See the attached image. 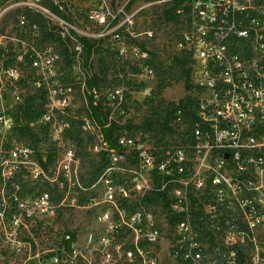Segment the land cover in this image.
Returning a JSON list of instances; mask_svg holds the SVG:
<instances>
[{"label": "built area", "instance_id": "obj_1", "mask_svg": "<svg viewBox=\"0 0 264 264\" xmlns=\"http://www.w3.org/2000/svg\"><path fill=\"white\" fill-rule=\"evenodd\" d=\"M48 1L51 7L44 0H20L29 11L59 19L71 32L61 29L58 35L63 41L73 35L82 51L70 21L52 8L64 13L62 4ZM176 14L179 47L190 59L196 85L195 104L188 108L194 120L172 101L177 107L171 125L182 133L177 144L170 133L153 139L145 130H116L111 145L104 127L113 121L98 119L89 108V95L98 102L96 87L88 89L89 114L76 122L80 135H67L75 122L65 118L70 93L55 75L60 54L41 39L0 34V52L8 40L19 41L25 48L19 60L37 73L32 87L23 88L20 66L0 58V96L11 92L17 106L0 113V138L9 131L18 137L0 154V239L58 241L36 254L31 242L24 250L19 243L10 252L13 264L20 254L26 264H84L90 247L93 259L109 264H158L154 248L167 233L177 264H264V0H183ZM19 23L37 29L24 17ZM134 24L129 15L123 23L129 34ZM144 34L154 36L151 29ZM120 53L154 72L147 48L123 42ZM34 94L44 101L42 114L17 121L13 113ZM23 125L31 133L36 126L46 145L37 148L31 133L19 132ZM79 145L97 159L89 177ZM82 218L89 224L83 235ZM194 223L206 231L205 242ZM22 226L24 232L18 231Z\"/></svg>", "mask_w": 264, "mask_h": 264}, {"label": "rangeland", "instance_id": "obj_2", "mask_svg": "<svg viewBox=\"0 0 264 264\" xmlns=\"http://www.w3.org/2000/svg\"><path fill=\"white\" fill-rule=\"evenodd\" d=\"M62 4V11L69 17L73 31L77 35L99 39L98 48L92 54L90 61L84 62L83 52L77 49L76 39L73 35L67 37L63 43L58 39H51L45 32L42 25H46L48 32L68 31L61 26L59 19L38 11H29L26 4L20 0H8L0 6L4 10L0 16V34L16 36L18 39L32 42L41 39L54 46L60 54V61L56 65V74L60 75L62 84L69 90L71 108L65 118L74 121L75 124L68 129L67 135L79 136L81 133L80 124L76 123L82 115L89 114L87 109L89 74L98 73V82L94 87L98 91V102L103 108L101 119L111 120L117 124L118 131L135 132L139 130L148 131L153 139H160L170 133L172 142H180L181 129L170 132L160 125L165 115L164 105L169 101H179L193 96L195 90L188 91L184 87V80L181 78V69L176 62V57L182 53L179 47V27L173 21H166L164 18V6L170 0H58ZM44 3L51 7L48 0ZM99 14V16H95ZM129 15L135 16V24L131 29L132 34L126 31L123 25ZM26 18L27 23L36 24L37 29L28 27L21 29L19 20ZM38 18L42 24H39ZM146 29H151L153 37L144 34ZM71 31L69 30V33ZM118 33V35H116ZM8 40V39H6ZM8 40L7 47L0 52V58L7 59L8 63L18 64L22 77L18 82L21 87H30V81L36 71L32 70L27 62H21L18 58L23 54L25 48L18 41ZM139 45L149 51L148 63L154 67L153 73H146L141 67V62L131 57H125L120 53V45ZM64 48L66 53L64 54ZM32 87V86H31ZM113 95L114 97L110 98ZM11 99V92L6 91L3 97L0 96V113L10 108L16 110ZM147 118L152 119L151 126L145 125ZM170 120L168 124L170 125ZM4 122L0 120V136L4 135ZM33 144L38 148L46 145V141L39 137L37 127L32 128ZM18 139L17 132L9 131L3 138H0V154L5 153L12 143ZM77 155L81 159L83 173L89 177V173L96 167L97 159L88 151L87 146L79 145L76 148ZM151 209L158 214V208L151 206ZM14 210H17L15 208ZM162 216V215H161ZM9 218V217H8ZM7 220V219H6ZM80 219L81 235L87 231L89 224ZM65 225H68L65 223ZM197 236L201 242L206 240V231L197 228ZM11 231L7 229L5 232ZM24 232V227L18 229ZM165 237L155 248L158 255V264H177L172 255L170 235ZM31 242V250L36 254L40 247L56 244V240L29 241L0 239V264H13L14 255L11 249L19 245H25L22 250L28 248ZM220 243L222 241L219 240ZM86 241L79 240V247L84 248ZM96 246V245H95ZM87 248L88 260L84 264H109L101 257L93 259ZM13 255V256H12ZM26 255L20 254L15 264H26ZM208 264V263H207Z\"/></svg>", "mask_w": 264, "mask_h": 264}, {"label": "trees", "instance_id": "obj_3", "mask_svg": "<svg viewBox=\"0 0 264 264\" xmlns=\"http://www.w3.org/2000/svg\"><path fill=\"white\" fill-rule=\"evenodd\" d=\"M182 1L183 0H174L173 2H169L164 6V18L166 21H176L177 20L176 8ZM133 2L134 0H130L129 5L132 4ZM52 8L58 15L62 16L64 19L69 20V17L65 13H62L57 6L53 5ZM34 20H37L38 22H40L38 18H34ZM39 24H42V23L40 22ZM42 27L45 30V32L50 35L49 37L51 39L53 40L58 39L60 43H63L62 42L63 39L58 35L57 32L55 31L48 32V28L46 25H42ZM77 39L82 48V52H83L84 59H85L84 62L87 63L90 61L92 54L96 52L98 48L99 39L89 38L87 36H80V35L77 36ZM64 50H65L64 51V54H65L66 49L64 48ZM176 62L180 66L181 78L184 80L185 89L188 91H192L196 89V85H194V83L191 80V76H190L191 65H190V59L188 55H186L185 52H182L180 55L176 57ZM96 75H98V73L89 74V77L87 80L88 89L93 88L98 82ZM38 97L39 95L37 94L28 96L25 99L24 103L20 104L18 110L15 113H13L17 121H20V120L31 121V120L38 118L42 114L43 112L42 106L44 104V101L41 103H38L37 102ZM40 97H41V100H43V95H41ZM194 104H195V100L192 98V96H188L186 97V99L179 100V106L185 109L186 116L192 120H194L196 115H195L194 110L188 109V108L193 107ZM168 105L169 106L164 108L165 115L162 117L160 125L162 128H166L168 131L172 132L174 130V127L171 125V123L169 125L168 122L170 120L171 121L173 120L174 112L177 106H174L175 102H172V101L169 102ZM89 108L91 110V113L95 117H97L98 119H101V115L104 112L103 108L99 102L94 101V98L91 95H89ZM7 112H10V111L7 110ZM144 123L147 126H151L152 119L147 118ZM30 130L31 128L28 125H25V126L23 125L19 127V132L23 135L31 133ZM116 130H117V124L115 122H112L109 127H104L105 135L111 145L114 144L113 134Z\"/></svg>", "mask_w": 264, "mask_h": 264}]
</instances>
